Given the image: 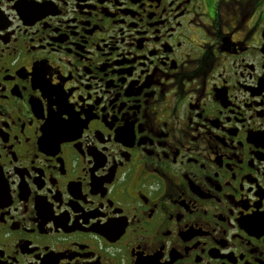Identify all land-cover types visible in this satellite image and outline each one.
Wrapping results in <instances>:
<instances>
[{"label": "flooded vegetation", "instance_id": "af4514ba", "mask_svg": "<svg viewBox=\"0 0 264 264\" xmlns=\"http://www.w3.org/2000/svg\"><path fill=\"white\" fill-rule=\"evenodd\" d=\"M0 264H264V0H0Z\"/></svg>", "mask_w": 264, "mask_h": 264}]
</instances>
